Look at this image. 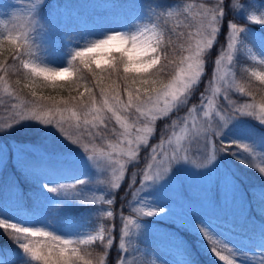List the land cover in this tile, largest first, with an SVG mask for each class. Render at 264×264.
I'll return each mask as SVG.
<instances>
[{
	"label": "snow or ice",
	"instance_id": "6c2138e0",
	"mask_svg": "<svg viewBox=\"0 0 264 264\" xmlns=\"http://www.w3.org/2000/svg\"><path fill=\"white\" fill-rule=\"evenodd\" d=\"M87 7L103 14L0 0V234L14 246L0 264H197L157 221L222 264H264V71L244 68L247 86L234 71L242 56L264 65V0Z\"/></svg>",
	"mask_w": 264,
	"mask_h": 264
},
{
	"label": "rangeland",
	"instance_id": "374dc122",
	"mask_svg": "<svg viewBox=\"0 0 264 264\" xmlns=\"http://www.w3.org/2000/svg\"><path fill=\"white\" fill-rule=\"evenodd\" d=\"M5 3L8 2H17V3H21L22 5L26 3V0H4ZM64 2L68 3L71 6H75L76 9L85 17H88L90 15L96 14V15H102L103 13L97 12V13H93V10L89 7H87L88 5L94 4V3H100L101 0H64ZM21 12H23V8L20 9ZM6 23L8 21V17H3L2 18ZM21 21H17V23H20ZM104 27H108V28H112L115 27L114 25H105ZM57 58L59 56V53H55L54 54ZM246 68L249 72L252 70L255 71H264V65H260V64H256L254 62H251L248 60V58L246 56H242L240 59V65L238 67H236L234 69L235 73H236V78L237 80L242 84L245 85V81L248 79L247 74L243 72V69ZM205 79H207V77H205ZM246 86V85H245ZM3 97V93H0V98ZM239 99L241 100V102H246L248 100V97H239ZM259 102V101H257ZM182 115V114H181ZM0 118H2V116H0ZM164 123H166L165 121H160L157 122L156 125V134L153 137V139L151 140V144H157L159 142L160 139V130L163 128ZM177 133H179L180 129L179 127H177L176 129ZM23 135V136H27L26 138H29L30 136V131L25 129V128H20L17 130V135ZM234 138L240 139L243 138V136L245 135L240 129L235 130L232 133ZM147 153V149H145L144 151L141 152V167L144 166L143 164V160L144 157ZM224 163H226L229 166H234L239 170V174L241 175V177H243L244 181L247 184H258L260 183V178L258 177V175L256 174L255 171H253L252 169H248L245 168L242 165H236L235 161L232 160L231 157H225L224 159ZM135 169L130 170L126 175L127 178L130 180L131 179V171H134ZM25 187V191L27 192L29 186L27 184H24ZM23 185V186H24ZM124 187H126V185H124ZM122 190H121V195H122ZM191 193L188 190H185L183 192V195L188 196ZM120 199V197H119ZM122 201L120 199V201L117 200L115 207V211L117 215V219L115 221L116 225H117V232L119 231V226H120V220H119V208L121 207ZM32 206V202L28 201V209L30 210ZM128 212V208L127 206H125V214H127ZM253 215H255L256 220H257V224L256 227H258L259 225V221L262 219L259 214L257 212H253ZM109 225L112 223V221L108 222ZM156 227L160 230L163 231H178V234L181 236V238L183 240L186 241V243L189 245V243L187 242V238L186 235L189 236L190 240H192L193 245L195 246L196 250L198 251V253L206 260V262H209V264H222V262L218 261L214 256L210 255L204 246V242L202 240H200V238L194 234L188 233L186 231H184L183 229L179 228V225L173 224L172 222L169 221H157L156 222ZM221 235H223L225 241H227L229 244H231L233 242V238L231 236H229L227 234V232H223L221 233ZM14 246L13 245H2L0 244V249H4V250H9V249H13ZM227 254V253H225ZM198 264V263H197Z\"/></svg>",
	"mask_w": 264,
	"mask_h": 264
},
{
	"label": "trees",
	"instance_id": "16d2710c",
	"mask_svg": "<svg viewBox=\"0 0 264 264\" xmlns=\"http://www.w3.org/2000/svg\"><path fill=\"white\" fill-rule=\"evenodd\" d=\"M7 56H8V52L7 51H3L2 53H0V60L5 59ZM15 79H16L15 76H10V80L13 82V87H15V84H14ZM248 83H249V80L247 79L245 81V85L247 86ZM252 84H253V86L258 87V82L252 81ZM45 94H49L47 90H45ZM261 95H264V93H259V92L257 93V96H256L257 101H260ZM0 243L6 244V245H10L11 244V242L3 234H0ZM190 249L192 251V254H193L194 258L198 259V255L195 253L194 249H192V248H190Z\"/></svg>",
	"mask_w": 264,
	"mask_h": 264
}]
</instances>
